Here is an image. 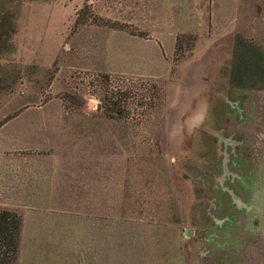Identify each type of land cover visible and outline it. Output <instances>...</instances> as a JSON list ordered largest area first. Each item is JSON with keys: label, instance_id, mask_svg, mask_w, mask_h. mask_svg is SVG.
Masks as SVG:
<instances>
[{"label": "rangeland", "instance_id": "374dc122", "mask_svg": "<svg viewBox=\"0 0 264 264\" xmlns=\"http://www.w3.org/2000/svg\"><path fill=\"white\" fill-rule=\"evenodd\" d=\"M84 4L87 23L75 26ZM90 16L147 36L90 25ZM176 35L195 41L172 62ZM236 37L264 56V0H0V180L9 170L27 176L28 156L62 159L52 177L73 188L40 197L43 215H60L78 235L26 255L264 264V76L252 87L230 83ZM95 74L123 87L154 82L158 107L147 120L105 116L102 87H86ZM177 87L187 90L178 103ZM68 93L78 113L63 111ZM190 118L195 131L170 142L169 124ZM3 191L0 210L26 204Z\"/></svg>", "mask_w": 264, "mask_h": 264}, {"label": "trees", "instance_id": "16d2710c", "mask_svg": "<svg viewBox=\"0 0 264 264\" xmlns=\"http://www.w3.org/2000/svg\"><path fill=\"white\" fill-rule=\"evenodd\" d=\"M86 7L87 5L84 4L83 8L76 14L75 26L87 23V19L80 17V13L83 11L88 14ZM90 19H93L88 23L90 25L123 31L132 37L145 38L147 36L136 32L129 24L110 22L91 16ZM194 41L195 36L193 35H176L172 62H176L181 58L183 43L186 44L188 50H191ZM260 75L264 76V56L262 52L255 48L250 41L236 37L229 71L230 83L234 86L252 87L257 84ZM112 79L107 74H95L88 75L86 81V87H102L103 97L100 108L103 114L119 120H134L143 116L147 120L150 117V112L158 107L161 88L154 82L148 81L138 82L137 87H123L114 83ZM128 98L131 99L130 103L126 101ZM59 100L65 113L79 112L80 105L76 97L68 93L60 97ZM20 226L21 218L18 214L9 210H0V264L15 263Z\"/></svg>", "mask_w": 264, "mask_h": 264}, {"label": "crops", "instance_id": "0c3cea01", "mask_svg": "<svg viewBox=\"0 0 264 264\" xmlns=\"http://www.w3.org/2000/svg\"><path fill=\"white\" fill-rule=\"evenodd\" d=\"M60 158L55 156H28L24 158L27 163L28 171L24 178L19 179L14 177L13 171L9 170L7 174L0 180V196L8 195L5 186L12 190V195L25 196L26 204L22 207L9 208L1 207V210L16 211L21 216V226L19 232V245L17 261L21 260L25 264H34L32 254H25L28 248H33L35 245H54V244H70L77 242V231L70 226V223L58 218H44L45 199L44 196L61 195V188H73L68 183L57 181L52 177L53 173L59 172L56 166L60 162ZM55 165V166H54ZM8 175L13 177L9 179ZM55 175V174H54ZM62 184V185H61ZM77 182L74 181V186ZM13 187V188H11ZM58 190V191H57ZM0 202H3L0 201ZM31 202V204H28ZM42 203V204H41ZM55 210V209H52ZM56 212H59L56 211ZM51 259V258H50ZM43 259L35 262L38 264H71L69 260H54Z\"/></svg>", "mask_w": 264, "mask_h": 264}, {"label": "clouds", "instance_id": "9594fccd", "mask_svg": "<svg viewBox=\"0 0 264 264\" xmlns=\"http://www.w3.org/2000/svg\"><path fill=\"white\" fill-rule=\"evenodd\" d=\"M187 90L182 88V87H177L175 89V97H176V102L178 103L180 98L185 94ZM175 106V104L173 105V107ZM200 115V122L203 121V114H198ZM194 118H190L186 121H184L182 124H175L170 123L169 124V128L167 130V137L169 139V141H173L175 140L179 135H182L185 131H187L189 134H191V132L195 131L196 128V124L193 122Z\"/></svg>", "mask_w": 264, "mask_h": 264}]
</instances>
